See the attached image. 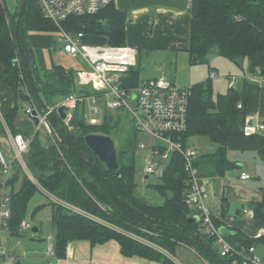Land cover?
Listing matches in <instances>:
<instances>
[{
    "label": "trees",
    "instance_id": "16d2710c",
    "mask_svg": "<svg viewBox=\"0 0 264 264\" xmlns=\"http://www.w3.org/2000/svg\"><path fill=\"white\" fill-rule=\"evenodd\" d=\"M187 11L190 15L187 53L191 65H207L208 56L215 53L237 65L246 62L249 74L264 79V0H190ZM127 17L128 14L120 12L113 3L94 16L70 17L62 26L71 34L83 33L84 37L104 38L108 46H125ZM30 33H57L56 27L42 17L33 0H18L14 14H9V11L7 15L0 13L3 82L17 90L15 105L5 116L12 132H20L15 126L19 88H25V93L20 90L21 98L27 102L32 100L39 110L57 104L70 94L81 93L75 84L74 71L61 67L41 72L37 69L29 45ZM129 76L131 84L138 85L134 68ZM190 92L187 128L181 140L187 146L190 137L208 138L216 150L198 156L196 167L203 178L222 177L236 167L227 160L229 140L244 137L239 124L243 115L241 94L234 88H228L214 98L209 80L191 86ZM50 122L54 144L49 140L43 142L35 135L25 155L28 169L48 194L121 231L148 239L174 258L180 247L185 246L204 264H233L234 260L240 264V257L222 258L215 238L208 236L199 222H190L194 216L184 204L187 189L178 156L170 157L159 184L151 186L164 197L162 205L153 206L134 194L136 185L132 151L136 144L126 145L120 139L119 143L122 144L117 146L113 135L118 132L117 123L110 115L103 117L100 126H89L82 118V108H77L69 129L62 126L57 115ZM88 134L109 136L114 140L119 165L117 172H107L86 148L84 137ZM248 137L256 145L264 164V133ZM119 155L123 156L122 162ZM21 173L16 169L8 181L11 187L8 197L10 219L6 227L13 235L21 234L19 228L23 206L35 189V185L25 176L20 177ZM16 183L18 188L15 191ZM91 200L101 210L93 207ZM52 207L54 252L59 257L63 256L66 245L71 241L85 240L91 245H98L115 240L125 257L136 256L161 264H174L162 253L98 220L67 212L54 204ZM249 207L255 220L264 221V195L260 202L252 203ZM213 223L217 228L223 225L214 218ZM225 239L239 253L241 248H255L259 243L264 244V236L253 239L241 231H234Z\"/></svg>",
    "mask_w": 264,
    "mask_h": 264
},
{
    "label": "built area",
    "instance_id": "2783aa9c",
    "mask_svg": "<svg viewBox=\"0 0 264 264\" xmlns=\"http://www.w3.org/2000/svg\"><path fill=\"white\" fill-rule=\"evenodd\" d=\"M42 17L50 22L57 29L59 41L63 43V51L73 58L80 59L86 66V69L78 70V83L80 95L70 94L55 105L47 106L39 110L30 100V105L25 110L27 120L37 119V125L34 126V135L28 137L22 132H12L4 115L0 110V187L5 189L8 181L12 178L16 169H19L32 183L39 185L25 163L30 144L41 131L49 137L54 143L52 125L50 120L57 115L60 107L64 108L65 118L61 119L62 126L70 128V122L73 112L77 108H82V118L86 125L100 126L103 122L102 111L97 107L98 99L104 100L107 111L124 110L133 120L138 132L147 133L152 138V144L148 145L151 149V156L146 161L145 174L154 175L161 178L165 169L158 168L159 161H170L172 155L180 158L182 168L185 174L184 184L187 193L184 197L185 206L191 210L194 217L204 232L215 238L216 245L219 248V254L222 258L235 256L240 257V264H264L255 256V248H241L237 252L219 234V228L213 223V216L205 205L208 196L206 179L200 175L196 167L198 156L189 146H185L181 136L187 128L188 105L191 95L190 88L182 90L177 89L172 83L160 79H148L138 85H132L130 81V71L136 67L138 51L128 46H89L85 45L83 33L71 34L63 29L62 23L70 17L94 16L104 8L109 7L116 0H33ZM7 2L17 4L18 0H0V13L7 15ZM190 2V0H189ZM215 74L210 73L208 80L211 81ZM237 77H229L228 88H233L237 82ZM130 99L132 105L127 103ZM241 107L240 105L238 106ZM264 132L263 124H253L243 128L244 136L253 134H262ZM6 140V145L3 143ZM159 142L160 145H156ZM144 149L143 144L138 145ZM10 152V156L8 153ZM241 180H248L250 177L242 173ZM36 182V183H35ZM11 188V187H10ZM57 203V202H55ZM244 218H253L252 210H243ZM10 219L9 198L3 194L0 196V231L6 227ZM27 225L20 226L19 231L23 232ZM264 236V231L257 235V239ZM133 239V237H130ZM141 244H144L166 256V253L145 240L135 238ZM48 254H52L49 250ZM240 256H239V255ZM7 256V253L1 247L0 258ZM169 258V257H168ZM176 264L173 257L169 258ZM236 264V260L233 261Z\"/></svg>",
    "mask_w": 264,
    "mask_h": 264
},
{
    "label": "rangeland",
    "instance_id": "374dc122",
    "mask_svg": "<svg viewBox=\"0 0 264 264\" xmlns=\"http://www.w3.org/2000/svg\"><path fill=\"white\" fill-rule=\"evenodd\" d=\"M7 9L9 11V14H14L17 9V4L14 2H7ZM166 11L167 14H171V18H169L174 22L177 20L174 19V17L177 16L176 14H187L186 12L178 13L169 9H166ZM132 14L134 13L128 15L133 17ZM135 14H138V12ZM131 17L128 18L130 20V22L128 21V23H130L131 26L134 27H129L130 30L126 35V46L132 47L138 51L136 60L137 66L136 68L134 67V69L137 72V80L139 83L148 79L164 78L165 81L172 83L177 89L185 90L195 84L206 82L207 76L211 72L215 74V80L211 81L212 95L215 98L217 94H223L226 92L228 88V81L226 80L227 77H238L236 76V74L239 72H236L234 69H232L231 63L226 59L217 56L215 53H211L208 56L207 65L193 66L189 63V57L186 50H179V48L174 50L171 46H165L161 48L153 46L155 45L153 43L155 41L151 42L152 40L150 38L152 34L146 31L141 32L138 27H136L138 23L136 21L131 22ZM30 35H33V33H30ZM50 35L53 36V42L52 44H49V46H45V43L36 44L34 41L31 42L32 38H30L31 36H29V45L33 52L35 66L40 72L43 71V68L47 69V67H51L52 63H57L63 68L71 69L73 71L86 69V66H84L83 62L80 59L73 58L63 52V43L58 40L57 33ZM170 35L171 33L167 32V34H165L164 36L165 38H168L167 36ZM83 43L89 46H102L103 44L99 41H84ZM179 43L181 45L180 47H182L185 41ZM2 69L3 68L0 65V88H3V82L1 80ZM75 84L78 89L79 83L77 74L75 76ZM20 90H22L21 93H25L24 87H21V89L19 88L16 102V112L18 116H24L25 110L28 107V102L21 98ZM235 90L240 93V90H238V85L235 86ZM127 103L129 105H132L130 99L127 100ZM104 104V100L98 99L97 107L102 111V115H98L97 118L104 117L105 115H110L113 118V121L117 123L116 130L118 132L113 133L117 146H121L123 141L124 143H126V145L128 143L136 144L132 151L134 160V182L136 185L134 191L135 196L137 198L145 200L147 203L153 206L162 205L164 202V197L151 187L159 184V178L154 175H146L144 171L146 161L151 156V149L148 147V145H151L153 143L152 138L147 133L138 132L135 128L133 120L124 110L107 111ZM38 136L43 142H45L46 140L52 142L49 137L45 136V133H43V131H41ZM120 139H123L121 143H119ZM187 142V146H189L194 152H196L197 156L211 154L216 150V146L208 138L205 137L193 136L190 137ZM140 143L146 147L144 149L139 148L138 145ZM156 145H160V143L156 142ZM245 155L246 154L242 156L240 153L235 154L233 152H229V154L226 155L227 160L231 163H234L235 165L244 163L241 170L245 171L248 174L250 180L244 183L245 185H236V188L233 183V181H237L236 169L234 171H229L230 180H227V185L224 188L225 193L223 197L228 203V210L225 214L228 223L242 229L247 234H249L248 236L254 237L258 232L264 231V221H258L254 218L239 219L237 213L242 209L248 211V203L251 201V199L256 197H260V199H262L264 195V164L259 160L253 162L251 158H248L246 160ZM119 158L120 162H122L123 156L119 155ZM159 162L160 163L158 164V168L164 170L167 167L169 161ZM21 176L25 175L21 173L20 177ZM32 178L35 179L33 175ZM0 180L5 181V179L2 177H0ZM28 180L32 183L31 178H29ZM17 188L18 183L14 185V190L16 191ZM10 192V187L7 186L5 189H2L0 187V196L3 194L6 198H8ZM52 204L65 209V211L67 210V212L78 213L91 220H98V222L104 223L111 228L126 234V236L128 237L132 236L133 239L138 238L151 243L144 237L121 231L117 227L109 223H105V221L103 222L97 219L93 215L54 197V195L48 194L39 185L35 184L34 192L26 200L21 213L22 216L20 225H27V227L23 230V234L17 239L15 238V235L10 234L9 230H3L1 232L0 249L2 247L3 250L8 253L9 257L4 256L0 258V264H18L17 261L21 259L22 252L25 246H36L47 249V247L53 243L52 237L55 230L52 222ZM33 228H37L39 230V236L42 237V240H45L44 243H30L29 240L31 236H33L31 232ZM164 252L166 253L167 257H173L168 252ZM188 256L192 264H203L200 260L198 261L196 256H194L193 254H188ZM255 256L261 260L264 259V244L259 243L255 247ZM173 259L181 262L182 264H185L184 258H182L179 254H177L175 258L173 257Z\"/></svg>",
    "mask_w": 264,
    "mask_h": 264
},
{
    "label": "crops",
    "instance_id": "0c3cea01",
    "mask_svg": "<svg viewBox=\"0 0 264 264\" xmlns=\"http://www.w3.org/2000/svg\"><path fill=\"white\" fill-rule=\"evenodd\" d=\"M185 12L187 14H176L177 16L174 17V19H177V20L175 22L170 20L171 14H167V11L165 8L164 9L163 8L146 9V10H142V12L138 11V14H135L137 12H134V14H132L133 17L128 15L127 19L131 17L132 18L131 22L136 21L138 23L136 27H138V29L141 32L146 31L152 34L150 39L152 40L151 42L155 41L153 42L155 44L153 46H157L159 48L165 47V46L166 47L171 46L173 47L174 50L179 48V50L184 49L187 52L188 47H189V37H190V15L188 11H185ZM178 13H182V12H178ZM128 21L130 22L129 19ZM129 27H132V26L130 23H127L126 35L128 34L130 30ZM167 32H170L171 35L167 36L168 38H165L164 35L167 34ZM29 36H31L30 38H32L31 42L34 41L36 44L45 43L46 44L45 46H49V44H52L53 42V36L50 34L33 33V35H29ZM29 36H28V39H29ZM84 41H87V42L88 41L89 42L99 41L103 43L102 45L106 44V40L104 38H98V37H86L85 36ZM182 41H185V43L182 47H180L181 45L179 42H182ZM52 64H51V67H47V69L43 68V70H53L56 67L63 68L57 63H54L53 65ZM231 65H232V69H234L236 72L237 71L239 72L237 73L238 75L236 74V76H238L237 77L238 80L235 83L233 88L235 89V86L238 85V90H240V94H241V105L243 106V115L239 119V124H240L241 129H243L245 126H249V123H251L252 125L260 123V124H263L264 126V79L256 74L255 75L249 74L247 71L246 62H242L239 65L231 63ZM63 69H66V68H63ZM66 70H69V69H66ZM74 72L76 76L77 71H74ZM3 75H4V72L2 69V75H1L2 82H3ZM208 76H207V80H208ZM228 78L229 77H227V79ZM213 80H215V77ZM15 96H16L15 87L13 86L9 87L5 85L3 82V88H0V110L2 114L4 115V117L9 111L13 109L15 105ZM29 105H30V101L28 102V106ZM26 120L27 118L25 115L24 116L17 115L16 121H15V126H16L17 131L22 132L21 124L25 122ZM3 143L5 145L7 143L4 138H3ZM229 152H233L235 154L240 153L242 156L246 154L245 155L246 160L248 158H251L253 162H256L257 160H259L262 163L259 157V154H258V149L249 137L244 136V137L230 139L227 145V155L229 154ZM8 155L10 156V152L8 153ZM243 165L244 163H240L236 165L235 167L236 180H237L235 182L233 181L235 187L236 185H240V184L245 185L244 183L250 180L249 178L248 180L243 181L239 178L240 174L242 173L247 174L245 171L241 170L243 168ZM235 169L231 171H234ZM205 179H206L207 188H208V196L205 200V205L210 210V213L212 214L213 218L223 223L222 227L220 228H225L230 233V235L234 231H241L246 236H248L249 234H247L245 231H243L242 229L238 227H235V225L229 224L228 221L226 220L225 214H226V211L228 210V203L223 196L225 193L224 188L227 185V180H230L229 171L226 172L222 177L205 178ZM261 200L262 199H260V197L251 199V201L248 203L249 210H251V208L249 207L250 204L260 202ZM242 211L243 209L241 211H238L237 213V216L239 217V219L244 218L241 214ZM3 230H8V229L7 227L3 228L0 231V235ZM258 233L254 237L252 236L251 237L248 236V237L257 239ZM22 234L23 232H21L20 235H15L16 236L15 238L18 239V237H20ZM41 238L42 237L39 236V230H38V234L31 236L29 241L30 243H38V244L44 243L45 240L42 241ZM52 238H53V243L50 244L47 247V249L43 247H36V246L35 247L25 246L22 252V257L20 260L17 261V263L18 264H161L159 262L148 261L140 257H136V256L134 257L123 256L121 254L119 244L115 240H110L108 242H105L103 244H98V245H91L89 242L85 240L71 241L66 245L63 256L59 257L54 252V234ZM32 239L39 240V242L31 241ZM49 250H52V254H48ZM177 254H179L182 258H184L185 264H192L190 262L188 254L189 255L193 254L194 256H196L198 261L200 260L199 257L191 249L185 246L180 247ZM7 257H9L8 253H7ZM175 261H176L175 262L176 264H182L181 262L177 260Z\"/></svg>",
    "mask_w": 264,
    "mask_h": 264
},
{
    "label": "water",
    "instance_id": "95a60500",
    "mask_svg": "<svg viewBox=\"0 0 264 264\" xmlns=\"http://www.w3.org/2000/svg\"><path fill=\"white\" fill-rule=\"evenodd\" d=\"M189 0H116V8L123 13L131 14L134 12L151 9V8H165L177 12H185L189 9ZM60 119L65 118L64 108L60 107L58 110ZM37 119L32 118L31 121L26 120L21 124L22 132L32 137L34 135V126L37 125ZM252 124L249 123V126ZM84 144L86 148L93 154V156L105 167L107 172H117L119 165L117 163V146L114 140L109 136L99 134H88L84 137ZM146 178V177H145ZM93 207L101 210L99 205L91 200L90 203ZM191 223L198 222V218L190 219ZM32 235L38 234V229L31 230ZM219 234L222 237H228L230 233L225 228H219ZM31 241L39 242V240L32 239ZM43 241V240H42ZM191 242L197 243L193 239Z\"/></svg>",
    "mask_w": 264,
    "mask_h": 264
}]
</instances>
